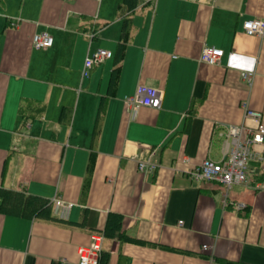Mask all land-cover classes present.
Here are the masks:
<instances>
[{
  "label": "crops",
  "instance_id": "0c3cea01",
  "mask_svg": "<svg viewBox=\"0 0 264 264\" xmlns=\"http://www.w3.org/2000/svg\"><path fill=\"white\" fill-rule=\"evenodd\" d=\"M121 2L0 0V188L72 204L50 219L0 213V264L73 263L92 234L103 236L100 264H264V191L234 186L223 208L222 187L188 173L220 159L222 125L255 127L244 105L264 126V36L242 30L264 18V0H136L108 96L115 58L85 75L84 63L96 48L116 55ZM43 31L53 45L33 48ZM203 46L223 51L218 65L200 62ZM139 85L162 91L160 109L126 107ZM254 150L250 185L264 180V143ZM140 161L158 167L140 172Z\"/></svg>",
  "mask_w": 264,
  "mask_h": 264
},
{
  "label": "built area",
  "instance_id": "2783aa9c",
  "mask_svg": "<svg viewBox=\"0 0 264 264\" xmlns=\"http://www.w3.org/2000/svg\"><path fill=\"white\" fill-rule=\"evenodd\" d=\"M155 0H143V3H153ZM16 25V23H12ZM242 30L248 36L262 38L264 36V18L247 19L242 23ZM53 37L47 32L33 34L31 43L35 49H47L53 45ZM113 53L103 48H96L85 58L84 72L95 65H100L104 61L111 59ZM223 51L213 46H203L200 54L202 64L216 66L220 63ZM242 81L251 87L255 77L254 72L244 71L240 73ZM163 94L158 88L139 85L134 93L125 96L123 101L126 107L136 109L138 107H148L158 110L162 105ZM244 118L255 122V127H248L245 123L224 124L222 129V146L220 159L215 161L210 158L203 160L198 166L190 170L189 176L196 182L216 183L222 187L220 194V203L223 208L230 204L229 191L234 186H251L254 190L264 191V180L249 184L247 176L248 164L250 161H261L262 155L254 150L255 146H261L264 143V126L259 123L260 114L250 110L244 105ZM140 172L153 173L158 167L157 162H138ZM52 209L57 212L59 208L69 209L72 204L64 203L59 199L50 201ZM237 212H244L245 205L233 202L231 204ZM181 224V222H179ZM103 236L101 234H92L90 243L86 247H80L77 250V261L64 264H100L101 243ZM206 249V246L202 247Z\"/></svg>",
  "mask_w": 264,
  "mask_h": 264
},
{
  "label": "trees",
  "instance_id": "16d2710c",
  "mask_svg": "<svg viewBox=\"0 0 264 264\" xmlns=\"http://www.w3.org/2000/svg\"><path fill=\"white\" fill-rule=\"evenodd\" d=\"M123 7L126 8V12L123 16L121 39L117 46L116 55L113 54L112 56L113 59L115 58V63L110 75L108 96H113L116 89L121 69V61L124 57L125 46L128 39L130 15L134 11V7H136V0H122V2L117 6V11H120ZM102 115L103 108L100 105L93 127V140H96L99 136ZM96 156L97 154L95 151H90L86 165V174L82 185L83 195L88 191L96 162ZM0 213L25 218L40 216L50 219L52 218V207L48 200L36 196L25 195L22 192L0 188Z\"/></svg>",
  "mask_w": 264,
  "mask_h": 264
},
{
  "label": "bare ground",
  "instance_id": "6f19581e",
  "mask_svg": "<svg viewBox=\"0 0 264 264\" xmlns=\"http://www.w3.org/2000/svg\"><path fill=\"white\" fill-rule=\"evenodd\" d=\"M262 181V180H261ZM255 182V181H254Z\"/></svg>",
  "mask_w": 264,
  "mask_h": 264
}]
</instances>
